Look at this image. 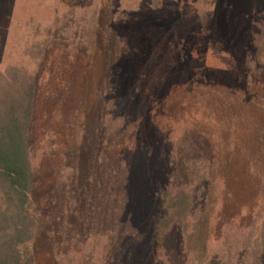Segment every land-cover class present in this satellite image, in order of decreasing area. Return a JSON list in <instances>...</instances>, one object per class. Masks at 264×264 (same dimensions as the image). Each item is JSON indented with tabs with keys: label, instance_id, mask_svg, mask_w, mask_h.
Wrapping results in <instances>:
<instances>
[{
	"label": "rangeland",
	"instance_id": "1",
	"mask_svg": "<svg viewBox=\"0 0 264 264\" xmlns=\"http://www.w3.org/2000/svg\"><path fill=\"white\" fill-rule=\"evenodd\" d=\"M10 66L39 81L36 264H83L90 251V264H109L85 215L151 235L186 186L191 219L211 216L210 264H264V0H0V72ZM118 153L126 193L95 196L88 209L68 174ZM65 185L68 211L50 220ZM70 227L87 244H64L58 231ZM178 232L163 247L182 264ZM155 244L111 264H149Z\"/></svg>",
	"mask_w": 264,
	"mask_h": 264
},
{
	"label": "trees",
	"instance_id": "2",
	"mask_svg": "<svg viewBox=\"0 0 264 264\" xmlns=\"http://www.w3.org/2000/svg\"><path fill=\"white\" fill-rule=\"evenodd\" d=\"M38 91L39 81L33 75L20 72L16 66H10L5 71L0 72V264H36V239L39 235L40 217L34 207V194L39 182L37 177L39 171L33 164L32 141ZM93 159L83 176L68 174L66 180V182H76L79 196L85 198L88 209L95 207L92 205L95 196L108 198L112 193H115L121 197L126 193L127 184V176L124 178V157L120 159V153L114 159L107 156L101 159L98 157L99 165ZM63 165L69 169L75 168V162H70L68 158L64 159ZM217 169L213 167L212 173H215ZM76 176L78 182L74 180ZM89 181L93 184L91 188L93 190L87 187ZM117 183L120 184V190L117 188ZM68 187L65 185L63 189V200L60 202L62 207L60 205L58 208L57 205L51 206L48 210H55V213H53L52 218L48 219L53 220L55 219L54 216L62 218L63 213L68 211V207L65 205L66 201L70 199ZM185 191L176 197H172L166 212L155 218L157 227L151 235L146 232L148 229L141 233L137 230L134 232L129 229L123 230L119 222L120 218L116 217L114 220L107 213L106 215L97 214L94 217L85 215L86 221L91 220L95 226L91 236L98 239L102 247V253L98 255L99 259L109 261V264L118 263L127 252L130 253L136 249L143 251L146 242L151 237L156 244L151 248L148 257L149 264H177L169 261L166 257H171V251L163 247V243L168 241L171 235H175L179 233L178 230H181L185 256L188 259L182 264H210V260L214 256V248L210 247L212 240L208 230L211 216L194 215L191 219L189 214L196 207L191 195L189 197L187 194L190 193L188 186H186ZM106 200H104L105 208L108 205ZM124 202L125 209L129 202L128 197L125 196ZM101 206L104 207L103 204ZM197 208L201 209L202 207L199 205ZM126 223L130 226L129 222ZM225 226L228 230L229 225ZM68 229L69 231L66 230V232L58 231V234L62 235L64 244L74 245L76 242L87 244L86 241L80 239L81 237L75 233L76 231L71 230V227ZM52 234L45 233V240L48 239L52 243L54 240ZM230 237L228 238L229 246L225 247L221 244L219 254L222 257L233 251L230 248V245H233V239ZM213 241L215 242V240ZM57 249V247L51 249L50 254L55 257ZM113 249L114 251L111 253ZM67 254L66 256H69L70 253ZM110 254L112 256L108 259L107 256ZM143 254L140 252L139 256L142 257ZM92 256L90 251L80 261L83 264L86 261L89 262ZM161 257L162 261H159ZM64 258L65 260L68 259ZM164 258L166 259L163 260ZM221 264L232 263L226 261L221 262Z\"/></svg>",
	"mask_w": 264,
	"mask_h": 264
}]
</instances>
